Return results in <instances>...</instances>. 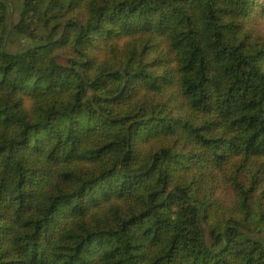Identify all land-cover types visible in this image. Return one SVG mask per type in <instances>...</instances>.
Here are the masks:
<instances>
[{
  "label": "trees",
  "instance_id": "obj_1",
  "mask_svg": "<svg viewBox=\"0 0 264 264\" xmlns=\"http://www.w3.org/2000/svg\"><path fill=\"white\" fill-rule=\"evenodd\" d=\"M0 264H264V0H0Z\"/></svg>",
  "mask_w": 264,
  "mask_h": 264
},
{
  "label": "water",
  "instance_id": "obj_2",
  "mask_svg": "<svg viewBox=\"0 0 264 264\" xmlns=\"http://www.w3.org/2000/svg\"><path fill=\"white\" fill-rule=\"evenodd\" d=\"M13 9H14V13L17 14V10L14 6H13ZM11 19H13V17Z\"/></svg>",
  "mask_w": 264,
  "mask_h": 264
}]
</instances>
